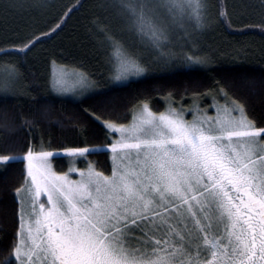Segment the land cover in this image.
<instances>
[{
	"label": "snow or ice",
	"instance_id": "6c2138e0",
	"mask_svg": "<svg viewBox=\"0 0 264 264\" xmlns=\"http://www.w3.org/2000/svg\"><path fill=\"white\" fill-rule=\"evenodd\" d=\"M117 6L119 33L106 19L96 22L114 86L146 75L149 61L164 68L212 62L199 46L209 26L207 0H119ZM59 29L62 23L33 33L0 55L26 56ZM74 75L73 90L81 95L104 79ZM20 78L9 61L0 95L14 93ZM52 86L58 94L68 91L63 73ZM186 95L164 93L163 110L148 97L123 112L102 105L90 113L104 132L105 142L95 147L64 145L57 152L41 139L39 146L26 143L22 156L0 154V166L24 165L2 264H264V114L252 115L223 87L203 107L207 93L193 92L187 107ZM23 123L31 128L36 121ZM97 152L109 158L107 171L87 160ZM58 155L68 159L66 171L55 167ZM79 160L86 166H75Z\"/></svg>",
	"mask_w": 264,
	"mask_h": 264
},
{
	"label": "trees",
	"instance_id": "16d2710c",
	"mask_svg": "<svg viewBox=\"0 0 264 264\" xmlns=\"http://www.w3.org/2000/svg\"><path fill=\"white\" fill-rule=\"evenodd\" d=\"M207 3L209 26L199 37V46L213 57L210 64L164 68L149 61L146 75L116 87L107 78L108 51L103 37L96 34V22L105 19L114 31H121L119 8L113 0H0V52L62 23V29L42 39L26 56L0 55V75L3 77L4 66L11 61L18 65L21 77L14 93L0 95V154L22 156L26 143L39 146L41 139L51 142L53 151L64 145L98 146L105 142L104 132L91 119V112L99 113L108 102L120 105L123 112V106L137 97H148L154 109L163 110V94L168 91L184 94L187 90L185 107L191 103L193 92L207 93L203 107L211 94L223 87L230 96L239 97L252 115L260 117L264 114V0ZM241 4L246 5L243 11ZM74 7L76 10L65 17ZM125 39L130 45L135 43L130 37ZM143 55L147 57V53ZM53 66L78 70L93 80L104 74V79L94 93L80 100L55 97L49 87ZM25 118L36 123L29 128L23 123ZM87 159L98 162L99 170L110 168L103 152ZM54 165L57 170L66 169L63 157H56ZM23 167L19 161L0 166V264L8 256L16 227L14 190L21 183Z\"/></svg>",
	"mask_w": 264,
	"mask_h": 264
},
{
	"label": "rangeland",
	"instance_id": "374dc122",
	"mask_svg": "<svg viewBox=\"0 0 264 264\" xmlns=\"http://www.w3.org/2000/svg\"><path fill=\"white\" fill-rule=\"evenodd\" d=\"M113 3L116 7H118V3H119V0H113ZM61 73L64 74L65 76V83H66V86L68 88V91L64 92L63 94H58L54 89H53V86H52V82H53V79L57 76H60ZM81 72L78 71V70H74V69H68V68H64V67H61V66H53L51 68V74H50V91H51V94L55 97H60V98H65V99H70V100H73V101H77V100H80L92 93L95 92V89L94 90H90V91H87V92H84L82 95L81 94H78L76 91H74L73 89L76 87L75 85V80H76V75L74 74H80ZM136 79V78H134ZM2 82H4L3 80V77L2 75H0V83L2 84ZM188 119H191V115H189L187 117ZM59 152V151H57ZM57 157H63L62 155H58ZM65 159V162H66V169L65 171L67 170V167H68V159L66 157H63ZM88 160V159H87ZM77 167H85L86 166V162L84 160H79L76 162V165ZM74 178H77L74 176Z\"/></svg>",
	"mask_w": 264,
	"mask_h": 264
}]
</instances>
